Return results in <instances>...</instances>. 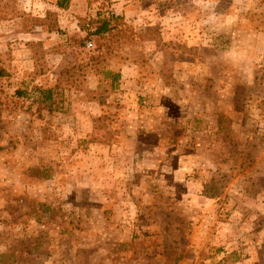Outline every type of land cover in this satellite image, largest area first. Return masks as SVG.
<instances>
[{
    "label": "rangeland",
    "instance_id": "374dc122",
    "mask_svg": "<svg viewBox=\"0 0 264 264\" xmlns=\"http://www.w3.org/2000/svg\"><path fill=\"white\" fill-rule=\"evenodd\" d=\"M0 67V264H264V0H0Z\"/></svg>",
    "mask_w": 264,
    "mask_h": 264
},
{
    "label": "trees",
    "instance_id": "16d2710c",
    "mask_svg": "<svg viewBox=\"0 0 264 264\" xmlns=\"http://www.w3.org/2000/svg\"><path fill=\"white\" fill-rule=\"evenodd\" d=\"M68 1L69 0H57V6L59 8H66V6L68 5ZM90 22L95 23V24L91 28V31L88 34L94 36L95 38L102 37L105 34L110 33L113 29V26L111 25L109 18H97L96 20H91ZM108 74L109 73L107 72L106 75ZM4 75H5V71L3 70V68L0 67V79L4 77ZM112 77L115 81L118 79L119 74L118 73L112 74ZM51 96H52L51 90L42 92V97L44 100H49Z\"/></svg>",
    "mask_w": 264,
    "mask_h": 264
}]
</instances>
